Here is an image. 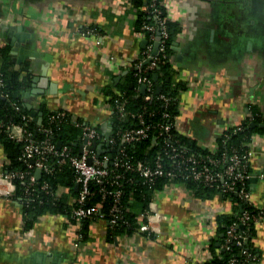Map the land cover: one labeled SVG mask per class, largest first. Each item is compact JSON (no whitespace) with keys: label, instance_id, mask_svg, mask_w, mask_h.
Masks as SVG:
<instances>
[{"label":"crops","instance_id":"crops-1","mask_svg":"<svg viewBox=\"0 0 264 264\" xmlns=\"http://www.w3.org/2000/svg\"><path fill=\"white\" fill-rule=\"evenodd\" d=\"M165 1L180 27L165 77L185 86L176 125L213 152L218 137L250 118L252 107L264 122V0ZM137 14L132 0H0V48L17 68L28 66L33 82L47 79L38 92L32 84L23 92L29 118L40 124L44 110H66L98 123L105 136L112 133L108 87H116L149 43L136 27ZM248 145L251 202L264 208V133ZM150 203L159 214L158 233H115L107 221L95 220L76 245V225L66 214L47 213L25 229L20 203L0 195V264H207L212 243L220 246L218 217L238 212L222 193L200 197L169 182ZM255 227L259 259L253 264H264V223Z\"/></svg>","mask_w":264,"mask_h":264},{"label":"built area","instance_id":"built-area-1","mask_svg":"<svg viewBox=\"0 0 264 264\" xmlns=\"http://www.w3.org/2000/svg\"><path fill=\"white\" fill-rule=\"evenodd\" d=\"M146 1H148L145 5L146 10L155 15L157 23H145L142 26V32L146 34L149 40L148 47L143 52V57L134 61L131 66L133 65L135 68L138 82L145 85L144 99L151 101L154 98L155 85L148 72L155 70L163 59L168 58L165 48L170 34L166 25L167 17L162 15L158 0ZM160 4L166 8L165 0H162ZM156 43H158L157 49H155ZM169 59L171 60V56ZM145 62L148 63L145 64ZM1 82L2 79H0ZM159 98L163 99L166 105L170 104L171 97L169 95L161 94ZM117 109V119L122 123H127V127L118 128L114 131V126H112V133L107 138L98 123L84 122L80 141L77 144V152L71 143L62 142L61 146L58 147V142L51 137L53 133L49 127L42 128L47 137L37 141L32 135L25 134L22 125L7 126L8 136L17 143H24L21 159L26 163V168L5 171L3 166L8 161L5 159L2 162L0 166V195L7 199L12 198L17 190L16 180L25 181L24 193L27 197H32L34 192L40 191L50 194L55 199L68 195L71 203L76 204L71 213V218H74L76 225V245L82 241L80 230L84 219L90 221L105 220L110 225H118L119 221L123 219V206L120 200V186L123 177L121 171L123 169L138 170L147 181H154L157 177L166 176L169 178V184L178 183L186 188L185 182L181 180L192 179L206 186L218 188L222 194L236 193L243 202L253 205L250 190L245 186L250 177L248 159L252 154V148L248 151V156L241 157L237 152H233L230 156L222 158H214L210 155L199 157L195 153L189 152V149L179 139L174 138L172 130H178L176 119H170L171 115L166 111L164 117L169 120L158 125L160 131L156 137L162 136L164 142L169 146L165 151L172 161L169 168L165 166L161 156H158L154 165L141 162L135 164L125 153L124 144H135L147 139L150 137L152 126L147 123L142 113H132L126 110L123 103L119 102ZM55 117H60L59 111ZM78 119L73 118L72 123L79 125ZM132 119H137V121L133 122ZM2 127L3 124L0 122V128ZM118 140L121 143L119 148H116ZM101 142L106 143L103 152H98L97 149L92 148L94 143ZM111 149L115 151L111 153ZM223 161L225 162L224 165ZM110 162L113 166L111 168L108 166ZM63 165H69L76 172L75 184L78 188L76 196H70V188L68 187L51 188L49 182L40 180L41 177L37 174L38 170H40L41 175L43 173L53 174L57 167ZM96 195H100L102 198L112 197L113 203L108 215L100 204L87 205V201ZM152 205L150 203L147 209L140 212L137 217L138 227L136 231L149 234L160 231L159 214ZM67 217L69 218V216ZM263 223L264 208H257L255 212L242 209L237 219L228 226L222 244L226 250H230L232 244L242 246L241 258L234 255L229 258L228 264H253L255 262V255L247 247L250 236L246 229Z\"/></svg>","mask_w":264,"mask_h":264},{"label":"trees","instance_id":"trees-1","mask_svg":"<svg viewBox=\"0 0 264 264\" xmlns=\"http://www.w3.org/2000/svg\"><path fill=\"white\" fill-rule=\"evenodd\" d=\"M133 4L138 9L136 27L142 30V26L145 23L156 24L157 18L154 14L148 12L145 5L148 3L146 0H132ZM162 0H158L159 6L162 9V15L167 17L166 25L169 30V40L166 44V53L168 58L163 59L161 64L153 71H149V77L154 82V98L151 101L144 99V94L141 90V83L138 82V77L135 75V68L128 67V70L122 74L116 87H108V93L113 95L112 101L114 102L113 113V126L114 131L118 128L127 127V123L120 122L117 119V105L123 103L126 110L132 113H142L147 123L152 126L150 137L139 141L135 144H124V151L130 157L132 163H145L154 165L158 156H161L163 162L167 168L172 162L169 155L165 152L169 146L164 142L163 137H156L159 134L160 123L167 122L168 118L164 117L166 111L171 115L170 119H176L178 115V93L185 86L182 83H177L175 86L172 82H167L165 77L171 75L172 63L169 57L172 55V42L176 35L180 32V27L175 22L171 21L167 15L165 7H162ZM0 53L3 57V62L0 67V122L3 127L0 128V145L3 154L5 155L7 163L4 164L3 169L5 171H12L17 169H25L26 163L21 159L22 150L24 147L23 142H16L8 136L7 126L18 124L22 125L25 129V134H30L32 137L40 141L47 137V134L43 132V127H49L52 130L51 134L54 141L61 140L65 143H71L74 150L77 152V144L80 141L82 133V124L84 120L79 118V125L72 123V115L69 111L60 110V117L56 118L58 111H46L44 110L43 120L40 124L35 123L29 118V112L23 102V92L27 90L33 82V74L28 66L22 65L17 68L12 61L7 48H0ZM148 62H145L147 64ZM160 73L158 80L154 79V74ZM161 83V91L157 92V87ZM120 94H123L122 96ZM165 94L171 97L169 105L165 104V101L159 98V95ZM117 100V101H116ZM251 117L244 120L239 126L232 127L225 131L217 139L216 150L210 151L197 144L192 138L180 133L179 130H172L175 139L184 144L189 149V152L195 153L199 157H205L207 155L214 158L228 157L233 152H237L239 156H248L249 145L252 137L256 133H264V128L252 126L253 122L262 121L258 115L255 107L251 108ZM55 119V120H53ZM136 122L137 119H132ZM157 138V139H155ZM121 141L118 140L116 148H119ZM76 145V146H75ZM117 155V153H115ZM225 162L223 161V165ZM113 167L111 162L108 165ZM121 180V204L123 206V219L119 221L118 225H110L115 233L126 232L133 234L138 227L137 216L138 213L145 210L148 207L149 202L153 198L155 190H159L163 185L169 181L166 176L157 177L154 181H147L146 178L138 170L129 171L122 170ZM40 180H47L51 188L64 186L70 188V196H76L78 188L75 184L76 172L69 165H63L57 167L53 174L43 173L40 176ZM178 181V180H177ZM184 181L187 188L194 191L195 194L200 197H212L216 193H220L218 188L209 187L202 183L196 182L192 179L181 180ZM17 190L12 195V201H19L20 207L23 212L24 227L29 229L33 227L34 223L39 217L49 214H66L69 216L72 222H75L74 218H71L73 207L76 204H72L68 195H64L61 198L55 199L50 194L44 191L34 192L32 197L25 196V181L16 180ZM247 189L249 188V181L245 183ZM226 198L232 199L236 202L238 207L237 213L223 214L218 217L220 223V232L218 235V243L220 246L213 242L211 249L213 251V257L207 264H228L229 258L236 256L241 258V252L243 247L237 244H232L230 250L223 248L225 233L228 226L237 219L242 209H248L255 212V208L250 203L243 202L236 193L225 194ZM113 203L112 197L102 198L100 195L90 198L87 201V205L100 204L104 212L108 215V212ZM91 221L84 219L81 224L80 233L82 234V240L87 238L88 229ZM256 227L252 226L246 229L250 239L247 244L248 249L255 255V262L258 261L259 255L252 243V238L255 234ZM219 250V251H218Z\"/></svg>","mask_w":264,"mask_h":264},{"label":"water","instance_id":"water-1","mask_svg":"<svg viewBox=\"0 0 264 264\" xmlns=\"http://www.w3.org/2000/svg\"><path fill=\"white\" fill-rule=\"evenodd\" d=\"M157 46H158V43H156V45H155V49H157ZM153 77H154L155 80H157V74H156V73L154 74ZM46 82H47V79H46L45 77L42 78L41 80L37 81V82H35V80H34V82L32 83V89H31V91H33V92H38V90L36 89V87H38L39 85H40V86H45ZM161 88H162V87H161L160 85L157 87V92H158V93L161 91ZM141 90H142L143 93L145 92V85L142 86ZM24 93H26V95H27V94L30 93V90L28 89V90H26ZM252 126H257V127H262V128H264V122H254V123H252ZM110 135H111V131H109V133H106V137H107V138L110 137ZM61 144H62V141L59 140V141H58V147H60ZM105 145H106L105 142H101V143H98V144H97V143H94L93 146H92V148L97 149L98 152H103V151H104V146H105ZM110 151H111V153H112V152H114L115 150H114V149H111ZM110 156H112V155H110ZM37 174H38L39 177L41 176V172H40V170H38ZM76 187H77V185H76ZM18 204H19V202H18Z\"/></svg>","mask_w":264,"mask_h":264}]
</instances>
